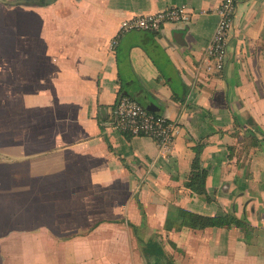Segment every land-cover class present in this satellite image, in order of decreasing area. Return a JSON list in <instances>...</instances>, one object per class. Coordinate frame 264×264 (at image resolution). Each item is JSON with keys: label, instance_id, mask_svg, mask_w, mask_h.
<instances>
[{"label": "crops", "instance_id": "1", "mask_svg": "<svg viewBox=\"0 0 264 264\" xmlns=\"http://www.w3.org/2000/svg\"><path fill=\"white\" fill-rule=\"evenodd\" d=\"M2 1L41 4L0 1V264H264V0L238 5L222 72L223 0ZM177 7L189 24L112 49ZM121 93L180 126L170 148L112 127ZM198 151L206 195L185 186Z\"/></svg>", "mask_w": 264, "mask_h": 264}, {"label": "built area", "instance_id": "2", "mask_svg": "<svg viewBox=\"0 0 264 264\" xmlns=\"http://www.w3.org/2000/svg\"><path fill=\"white\" fill-rule=\"evenodd\" d=\"M241 1L243 0H223L218 10L219 22L207 52L217 72L224 70L228 57L229 36ZM190 21V12L185 7L170 8L153 15L124 20L112 42V49L115 50L120 38L128 33H157L168 24L187 25ZM121 96L112 113V127L123 135L148 138L163 149L170 148L181 131L180 126L160 114L149 111L134 98Z\"/></svg>", "mask_w": 264, "mask_h": 264}, {"label": "trees", "instance_id": "3", "mask_svg": "<svg viewBox=\"0 0 264 264\" xmlns=\"http://www.w3.org/2000/svg\"><path fill=\"white\" fill-rule=\"evenodd\" d=\"M122 95V93L120 94ZM208 178V171L203 169L200 161V152H197V156L194 160L192 166V172L188 181L186 182V188L190 189L192 192L197 193L198 195H206V180ZM188 225L191 229L195 230H203L210 227H236V228H246V224L239 221L237 218L225 215L221 217L215 218H207L194 214L187 213L186 214ZM144 255L147 259L157 256L164 257L165 253L163 248L157 242L151 243L144 250ZM169 264H173L169 262Z\"/></svg>", "mask_w": 264, "mask_h": 264}, {"label": "water", "instance_id": "4", "mask_svg": "<svg viewBox=\"0 0 264 264\" xmlns=\"http://www.w3.org/2000/svg\"><path fill=\"white\" fill-rule=\"evenodd\" d=\"M2 3H4V4H6V5H16V4H23V3H25V4H41V2H39V1H22V2H12V3H10V2H5V1H2V0H0ZM56 0H46L44 3L45 4H52V3H54ZM127 94V93H126ZM122 96H124V95H122ZM121 96V97H122ZM149 111H151V112H153V113H157V110H156V108L155 107H151V108H147Z\"/></svg>", "mask_w": 264, "mask_h": 264}]
</instances>
